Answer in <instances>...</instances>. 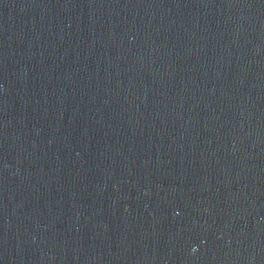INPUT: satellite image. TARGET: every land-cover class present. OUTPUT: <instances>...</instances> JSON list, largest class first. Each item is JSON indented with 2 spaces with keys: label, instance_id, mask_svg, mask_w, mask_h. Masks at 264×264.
<instances>
[{
  "label": "water",
  "instance_id": "1",
  "mask_svg": "<svg viewBox=\"0 0 264 264\" xmlns=\"http://www.w3.org/2000/svg\"><path fill=\"white\" fill-rule=\"evenodd\" d=\"M0 264H264V0H0Z\"/></svg>",
  "mask_w": 264,
  "mask_h": 264
}]
</instances>
